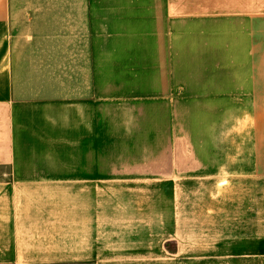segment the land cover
Returning <instances> with one entry per match:
<instances>
[{
    "label": "crops",
    "instance_id": "0c3cea01",
    "mask_svg": "<svg viewBox=\"0 0 264 264\" xmlns=\"http://www.w3.org/2000/svg\"><path fill=\"white\" fill-rule=\"evenodd\" d=\"M172 19L171 0H0V264H173L166 240L157 246L149 230L152 192L167 190L169 181L171 190L217 186L221 173L238 176L240 186L263 177L256 155L232 175L207 160L195 134H182L177 70L169 62ZM152 31L166 32L158 54L168 69L156 66L155 38L149 51H132ZM255 54L246 38L231 62L245 69L233 82L256 104L248 122L258 117L260 128ZM145 57L153 71L146 72ZM166 111L170 130L155 129ZM62 182V189L47 184ZM61 195L64 210H25V198ZM109 204L118 207L119 233L108 234ZM156 216L169 220L163 210ZM242 235L231 261L263 264L261 223L244 226Z\"/></svg>",
    "mask_w": 264,
    "mask_h": 264
},
{
    "label": "rangeland",
    "instance_id": "374dc122",
    "mask_svg": "<svg viewBox=\"0 0 264 264\" xmlns=\"http://www.w3.org/2000/svg\"><path fill=\"white\" fill-rule=\"evenodd\" d=\"M171 1L174 29L168 31L167 36L174 39L175 63L173 56L172 62H169L170 67L177 70L182 134H195L197 146L211 154L207 160L217 169L230 168L232 175L238 171L240 162H251L257 157L262 162L263 177L258 184L240 186L238 176L229 179L221 173L217 186L206 182L201 188L186 190H171L172 182L169 181L167 190L162 188L152 192L154 198L149 230L154 232L157 246L162 245L163 238L166 240L165 246L172 253L173 264H247L244 261L236 263L230 258L241 251L244 226L253 228L261 223L264 228V0H251L253 8L246 10L241 8L245 6L243 0ZM165 33H141L143 45L132 51L146 52L148 43L155 38L152 48L158 54L162 51L160 44ZM246 38L256 49L260 128L258 117L253 125L249 126L248 122L256 104H247V100L239 96V86L233 82L245 69L237 62H231L232 54L238 55ZM221 51L224 54L221 55ZM127 52L130 53V50L127 49ZM155 57L160 62L158 65L151 58H144L146 72L153 71L156 66L167 68L169 62L165 63L166 58L162 59L161 53ZM190 69L200 70L192 72ZM100 73L106 72L98 70ZM163 115L164 126L161 128L156 123L155 129L170 130V112L166 111ZM100 117H103L101 127L106 128V117ZM156 117L160 123L159 115ZM108 139L109 132L103 130L102 140ZM56 153L60 155L61 151ZM63 183L47 184L62 189ZM72 183L77 184L78 181ZM160 195L162 201L159 200ZM109 198L112 195L106 196V201ZM25 199V210L35 211V208L53 205L64 210L67 198L61 195L57 198L32 196ZM73 204L80 205V197H74ZM115 209L118 207L112 204L106 209L107 216L110 211L115 213V216L107 217L108 234L124 229L118 225L119 217ZM161 210L169 215V220L163 223L156 216Z\"/></svg>",
    "mask_w": 264,
    "mask_h": 264
}]
</instances>
